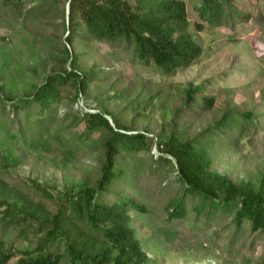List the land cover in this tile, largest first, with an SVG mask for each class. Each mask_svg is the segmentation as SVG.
<instances>
[{
    "label": "rangeland",
    "instance_id": "rangeland-1",
    "mask_svg": "<svg viewBox=\"0 0 264 264\" xmlns=\"http://www.w3.org/2000/svg\"><path fill=\"white\" fill-rule=\"evenodd\" d=\"M182 1L189 31L203 52L168 76L154 64H142L123 42L79 36L66 45L70 33L64 0H0V200L26 208L18 215L25 219L20 225L5 229L8 217L5 206L0 208L3 251L35 247L41 235L34 232L35 224L27 228L30 234L19 235L32 225L24 211L49 219L66 193L97 186L106 136L88 133L65 114L104 111L111 126L116 119L131 130L127 134L145 138L142 151L113 157L114 167L125 174L104 187L99 202L112 205L124 198L145 208L144 213L129 211V225L147 255L146 264H264L262 232H252L245 220L237 226L233 213L197 215L193 208L199 199L183 195L175 166L155 162L156 148L164 149L173 135L203 147L211 172L259 189L264 177V0H232L237 15L228 25L204 24L199 32L194 27L199 0ZM80 33H85L83 24ZM64 46L78 55L81 69L95 67L102 74L76 97L74 86L61 88L56 116L25 127L37 107L12 113L7 99L32 96L46 77L68 70ZM189 89L194 92L187 101ZM204 99L212 100L210 108ZM247 112L249 120L240 118L229 132L213 127L223 115L231 120ZM179 197L185 199L186 215L171 219L166 206ZM19 258L7 264H17ZM60 264H68L67 259Z\"/></svg>",
    "mask_w": 264,
    "mask_h": 264
},
{
    "label": "trees",
    "instance_id": "trees-1",
    "mask_svg": "<svg viewBox=\"0 0 264 264\" xmlns=\"http://www.w3.org/2000/svg\"><path fill=\"white\" fill-rule=\"evenodd\" d=\"M67 4L69 33L66 45L82 36L86 40L99 43L123 42L132 46L134 56L144 65L154 64L165 75L187 68L198 60L202 46L189 31L190 24L186 4L182 0H64ZM232 0H199L195 11L199 22L196 31H203L204 24L213 27L228 25L234 10ZM237 15V13H235ZM238 18L241 17L238 15ZM85 33H80L81 25ZM69 69L55 72L36 87L32 96L7 99L12 113L29 111L37 107L33 116L26 117L25 127H35L45 118L56 116L60 89L68 84L74 86L75 97L85 92L102 74L100 69H81L77 64L78 55L72 54L64 46ZM194 89L186 92L190 101ZM207 108L212 100L204 99ZM3 112L7 107L3 106ZM9 110V109H8ZM8 113L10 111H7ZM35 115V117H34ZM76 124H84L88 133L103 132L106 139L105 161L96 187L83 186L77 193H66L57 207V212L49 219H41L33 211H24L28 224L19 230L21 236L27 228L37 226V237L33 249H17L5 252L0 245V264H7L13 257L20 256L17 264H60L67 259L68 264H146L147 255L143 251L134 230L130 227V210L145 212V208L133 200L120 198L108 205L99 202L100 192L124 176V170L115 168L113 157L121 151L139 152L145 148L143 134L130 132L128 127L114 119L111 126L104 111L67 113ZM66 116V117H68ZM250 114L242 113L229 120L227 115L213 125L214 129L229 132L232 124L240 118L249 120ZM35 118L34 121L31 119ZM40 122V123H38ZM155 162L175 166L177 179L183 195L199 199L193 208L197 215L204 213L210 217L218 211L233 213V221L239 226L245 220L252 232L264 234V177L259 189L251 183H235L226 176L209 170L210 160L205 149L194 141L179 142L173 135L163 143ZM1 155V153H0ZM1 158V156H0ZM7 160V159H5ZM15 164L14 161H9ZM5 206L8 219L2 228L18 227L25 219L18 217L20 210L16 204L0 200V208ZM25 206V205H24ZM171 219H182L186 215L185 199L170 200L166 206ZM28 234L30 232L26 231ZM27 238V237H26Z\"/></svg>",
    "mask_w": 264,
    "mask_h": 264
}]
</instances>
